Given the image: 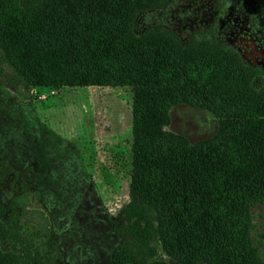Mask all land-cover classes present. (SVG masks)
I'll list each match as a JSON object with an SVG mask.
<instances>
[{
  "label": "trees",
  "instance_id": "16d2710c",
  "mask_svg": "<svg viewBox=\"0 0 264 264\" xmlns=\"http://www.w3.org/2000/svg\"><path fill=\"white\" fill-rule=\"evenodd\" d=\"M168 0H0V75L37 87L126 89L132 101L125 240L110 264H264L251 209L264 204V91L215 39L182 43L166 29L132 24ZM187 104L211 112L218 132L195 143L164 130ZM116 159V158H115ZM27 193L9 210L49 237ZM0 206V264H44L17 213Z\"/></svg>",
  "mask_w": 264,
  "mask_h": 264
},
{
  "label": "rangeland",
  "instance_id": "374dc122",
  "mask_svg": "<svg viewBox=\"0 0 264 264\" xmlns=\"http://www.w3.org/2000/svg\"><path fill=\"white\" fill-rule=\"evenodd\" d=\"M209 1L168 0L165 9L140 12L132 30L141 36L162 28L184 44L210 42L215 38L207 29ZM256 1L264 7V0ZM246 73L251 81L252 71ZM131 126L132 101L126 89L31 88L0 75V206L6 209L5 218L15 213L20 217V209L7 205L27 193L29 209L47 217L46 239L19 219L22 236L40 252L42 263L110 264L113 250L126 237L122 227L123 208L129 203ZM164 130L195 143L214 136L219 122L205 109L181 104L170 109ZM251 217L252 239L264 260V204L253 207ZM0 246L7 251L6 239ZM158 258L180 264L160 252Z\"/></svg>",
  "mask_w": 264,
  "mask_h": 264
},
{
  "label": "flooded vegetation",
  "instance_id": "af4514ba",
  "mask_svg": "<svg viewBox=\"0 0 264 264\" xmlns=\"http://www.w3.org/2000/svg\"><path fill=\"white\" fill-rule=\"evenodd\" d=\"M209 3L207 29L211 28L214 38L252 71L251 86L264 90V7L256 0H212ZM3 210V217L7 219L5 207Z\"/></svg>",
  "mask_w": 264,
  "mask_h": 264
}]
</instances>
